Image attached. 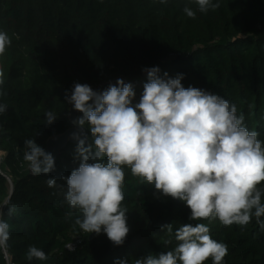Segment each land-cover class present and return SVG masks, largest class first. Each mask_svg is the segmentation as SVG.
I'll list each match as a JSON object with an SVG mask.
<instances>
[{
	"label": "trees",
	"instance_id": "trees-1",
	"mask_svg": "<svg viewBox=\"0 0 264 264\" xmlns=\"http://www.w3.org/2000/svg\"><path fill=\"white\" fill-rule=\"evenodd\" d=\"M220 3L191 19L183 12L186 5L196 8L189 0H0V30L12 40L0 56L6 93L0 103L8 106L0 114V151L11 179L8 183L0 173L2 218L10 225L0 264H6L5 252L13 264H135L148 254L173 250L175 230L188 223H205L210 236L227 245L224 264H264V231L255 218L246 226L190 221L182 201L158 198L154 184L143 183L126 166L123 206L130 232L122 246H113L103 233L80 230L75 221L82 214L64 202L66 186L46 184L50 177L64 184L60 176L79 166L77 145L68 144L47 175L31 174L23 161L25 140L44 148L50 135L70 126L65 92L75 83L103 90L122 78L133 85L136 103L147 82L142 69L156 66L161 76L184 74V87L235 105L245 126L264 142V0ZM49 111L57 116L52 124L46 123ZM258 187L264 189V182ZM12 205L16 211L9 216ZM166 224H172V233L162 230ZM75 239V248L66 249ZM33 245L48 259L28 261Z\"/></svg>",
	"mask_w": 264,
	"mask_h": 264
},
{
	"label": "clouds",
	"instance_id": "clouds-1",
	"mask_svg": "<svg viewBox=\"0 0 264 264\" xmlns=\"http://www.w3.org/2000/svg\"><path fill=\"white\" fill-rule=\"evenodd\" d=\"M167 3V0H160ZM185 15L195 19L197 11L207 13L220 8V0H189ZM19 37L17 36V39ZM7 32L0 30V56L11 45ZM147 82L139 101L136 92L122 78L103 90L87 83H75L65 101L82 115L73 122L79 131L75 158L79 166L68 176L46 179L50 188L66 186L64 202L81 216L75 223L85 233H103L113 246H122L130 232L127 208L123 206L125 172L143 183L154 184L159 197L182 201L190 209V221L218 219L223 226L248 225L253 218L264 231V142L250 131L236 106L220 95L183 86L184 74L160 75L158 66L144 68ZM4 71L0 68V96ZM0 103V114L7 111ZM57 118L49 111L46 123ZM87 126V127H86ZM23 161L33 175L55 170L50 152L35 139L24 141ZM16 206L8 207V215ZM0 207V248L10 239V225L2 218ZM162 230L173 232L172 224ZM178 242L173 250L136 259L135 264H224L228 247L210 236L205 223H188L175 230ZM171 243V241H168ZM26 259L44 261L46 253L29 246ZM116 264H127L118 260Z\"/></svg>",
	"mask_w": 264,
	"mask_h": 264
},
{
	"label": "water",
	"instance_id": "water-1",
	"mask_svg": "<svg viewBox=\"0 0 264 264\" xmlns=\"http://www.w3.org/2000/svg\"><path fill=\"white\" fill-rule=\"evenodd\" d=\"M77 114L78 112L75 111L70 104L67 114L70 126L62 132L50 135L45 140L44 149L53 155L55 162L61 151L64 150L68 144L77 145V141L72 138V134L79 131L78 126L73 122L77 118Z\"/></svg>",
	"mask_w": 264,
	"mask_h": 264
},
{
	"label": "built area",
	"instance_id": "built-area-1",
	"mask_svg": "<svg viewBox=\"0 0 264 264\" xmlns=\"http://www.w3.org/2000/svg\"><path fill=\"white\" fill-rule=\"evenodd\" d=\"M3 160H4V155L0 151V173L6 178L8 183H11L10 176L7 174V172L5 170L2 169ZM78 243H79V240L75 239L74 241L67 243L65 245V248L68 250H73ZM5 259H6V264H13L9 261V258H8V255L6 254V252H5Z\"/></svg>",
	"mask_w": 264,
	"mask_h": 264
}]
</instances>
